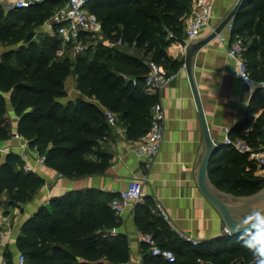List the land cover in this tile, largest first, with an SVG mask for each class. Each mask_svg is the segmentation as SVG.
<instances>
[{
    "label": "trees",
    "instance_id": "1",
    "mask_svg": "<svg viewBox=\"0 0 264 264\" xmlns=\"http://www.w3.org/2000/svg\"><path fill=\"white\" fill-rule=\"evenodd\" d=\"M192 1L88 0L86 8L101 25V39L74 57L56 55L59 39L53 34L22 43L32 28L43 24L55 1L8 11L0 5V48H5L0 52V140L10 135L8 100L17 117L16 133L44 156L45 166L70 179L103 172L110 158L99 146L109 131L103 109L115 114L131 139L144 135L157 100L143 84L148 63L162 65L168 74L182 64L169 58L165 48L177 36ZM231 35L243 38L251 75L263 80L264 0H243L233 15ZM103 40L115 46L108 47ZM70 75L79 96L61 101ZM263 126L264 104L244 137L254 147L264 139ZM23 166L19 154H5L0 163V207L4 193L8 205L16 206L30 202L43 185L42 177ZM209 178L217 188L234 195H250L264 185V176L255 174L246 155L232 149L213 157ZM97 195L90 188L67 191L50 199L49 209L35 211L16 239L25 264H125L127 244L117 233L109 234L118 226L109 207L113 196L106 203ZM150 216L148 212L136 225L156 239L158 225ZM187 243L185 249L161 246L174 252L173 263L151 256L144 245L143 264H255L241 233ZM5 257L11 264L10 254Z\"/></svg>",
    "mask_w": 264,
    "mask_h": 264
},
{
    "label": "crops",
    "instance_id": "2",
    "mask_svg": "<svg viewBox=\"0 0 264 264\" xmlns=\"http://www.w3.org/2000/svg\"><path fill=\"white\" fill-rule=\"evenodd\" d=\"M211 1V19L209 24L200 30L197 38L189 43L184 41L182 21L177 36L166 46L165 52L169 58L182 61L176 70H169L173 77L159 93L154 94L145 89L148 95L156 96L164 113L163 140L158 153L151 159L136 157L129 152V145L140 137L133 140L119 123H107L109 131L99 141L100 148L110 155L103 172L77 179L57 176L55 170L45 165L38 166L37 159L40 154L36 149L29 147L23 137H14L17 117L7 100L6 117L11 121V126L9 137L0 140V163L6 153H17L24 165L42 177L44 183L35 197L25 204L9 206L7 195L4 193L1 196L3 203L0 207V264H8L5 257L7 253L11 256V264H17L20 252L16 247V239L22 224L39 208L49 209L50 199L67 191L90 188L97 190L99 199L107 203L115 193L124 189L133 177L141 175H146L142 183V201L129 204L121 214L115 215L118 220L116 233L128 247V260L125 264H143L144 243L140 239L143 233L137 228L136 221L143 219L148 212L151 215L149 219L158 225L160 235L154 241L160 246L172 249L188 248V241L179 238L178 233L188 235L196 242L220 235L223 227L220 214L197 186V169L202 158L204 140L195 99L184 67L186 46L208 37L237 2ZM219 33L223 36L222 40L216 34L193 53L191 74L209 135L212 140L222 143L225 129L229 130L228 134L232 138H244L250 133L254 120L262 112L264 89L249 87L236 75L234 63L226 54V49L234 37L231 35V22L229 21ZM245 38L250 40L251 31ZM104 44L108 47L115 46L112 43ZM64 89L66 96L61 101L74 100L79 96L72 75L65 80ZM151 112L152 109L150 114ZM258 146L264 147V139L258 141ZM228 149L223 145L219 153L224 155ZM221 199L229 201L225 197ZM156 202L165 211L173 228L157 212Z\"/></svg>",
    "mask_w": 264,
    "mask_h": 264
},
{
    "label": "built area",
    "instance_id": "3",
    "mask_svg": "<svg viewBox=\"0 0 264 264\" xmlns=\"http://www.w3.org/2000/svg\"><path fill=\"white\" fill-rule=\"evenodd\" d=\"M49 0H0L1 7L5 10H21L32 5H37ZM56 5L52 11L51 22L49 28L53 30V35L58 37L59 46L56 50L58 57H74L81 53L88 44L93 43L90 40L101 36V25L96 16L86 8L88 0H53ZM212 14L211 0H193L188 13L183 18L184 21V41L189 43L194 41L200 30L209 24ZM172 33L168 31V36ZM218 38L223 39V36L218 33ZM104 43L110 44L107 40ZM243 38L235 35L231 40L229 47L226 49V54L234 63L237 77L242 83L249 87H259L264 89V79L256 80L252 77L247 66L244 55ZM173 77L168 74L162 65L154 62L148 63V71L144 76L143 84L145 89L156 94L167 85ZM136 83L135 80L132 82ZM151 112L150 124L147 131L137 141L129 145V152L136 157H145L151 159L154 157L161 146L164 131V113L161 104L158 100L153 104ZM106 121L110 125L117 123V118L114 113L108 109H103ZM264 131V126H263ZM225 137L223 145L234 150L238 154L246 155L247 160L259 171L264 173V147H254L245 138H232L228 133L229 130H224ZM15 133L14 137L18 138ZM38 166L44 165V156L39 155L37 159ZM25 171L32 169L24 165ZM57 176H60L57 173ZM146 179V175L133 177L122 190H119L109 201V207L114 215H119L131 203H139L143 199L142 183ZM155 207L162 218L172 227L165 211L161 205L156 202ZM173 228V227H172ZM110 235H115L116 230L111 229ZM179 238L196 244L190 236L178 233ZM141 241L147 247L151 256L159 258L166 263L175 262V254L171 249L162 248L157 245L148 233L140 236ZM17 264H25V257L21 253L17 256Z\"/></svg>",
    "mask_w": 264,
    "mask_h": 264
},
{
    "label": "water",
    "instance_id": "4",
    "mask_svg": "<svg viewBox=\"0 0 264 264\" xmlns=\"http://www.w3.org/2000/svg\"><path fill=\"white\" fill-rule=\"evenodd\" d=\"M242 2L243 0H237L232 10L208 37L203 40L188 44L186 46L184 56V67L191 86L193 97L195 99L204 140L202 158L197 169V186L201 193L220 214L223 227L220 231L219 236H233L237 233H240L232 231L230 225L233 224V222H235L237 225H240V223L245 220V217H247L250 212L256 209H264V185L253 194L234 195L220 191L209 180L208 174L210 171L212 159L223 148V144L219 141L212 140L209 135L207 123L203 114V109L191 74V57L197 49H199L207 41L218 34L229 21L232 22L233 15ZM34 35V31L28 32L22 43L30 42L33 39ZM221 197H225L229 201L222 200Z\"/></svg>",
    "mask_w": 264,
    "mask_h": 264
},
{
    "label": "clouds",
    "instance_id": "5",
    "mask_svg": "<svg viewBox=\"0 0 264 264\" xmlns=\"http://www.w3.org/2000/svg\"><path fill=\"white\" fill-rule=\"evenodd\" d=\"M232 231L240 232L244 247L252 251L255 264H264V209H256L237 225H230Z\"/></svg>",
    "mask_w": 264,
    "mask_h": 264
},
{
    "label": "rangeland",
    "instance_id": "6",
    "mask_svg": "<svg viewBox=\"0 0 264 264\" xmlns=\"http://www.w3.org/2000/svg\"><path fill=\"white\" fill-rule=\"evenodd\" d=\"M51 15H52V12H50L46 18V20L43 22L42 25H40L39 27H36V28H32V31H34L35 35L33 37L34 40H38L40 36L42 35H46V34H53V30H51L48 26L51 22ZM101 38L100 37H96L92 40H90L91 42L93 41V44L96 45L99 40ZM102 44H104L102 42ZM105 45V44H104ZM107 46V45H106ZM5 48L4 47H1L0 48V52L3 51ZM9 120V119H8ZM10 123V126H11V121H9ZM255 174L258 175V176H264V173H259V171L255 168Z\"/></svg>",
    "mask_w": 264,
    "mask_h": 264
}]
</instances>
